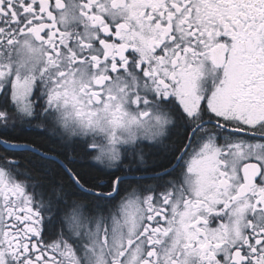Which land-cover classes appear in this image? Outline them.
Returning <instances> with one entry per match:
<instances>
[{
	"label": "snow or ice",
	"instance_id": "obj_1",
	"mask_svg": "<svg viewBox=\"0 0 264 264\" xmlns=\"http://www.w3.org/2000/svg\"><path fill=\"white\" fill-rule=\"evenodd\" d=\"M0 264H264V0H0Z\"/></svg>",
	"mask_w": 264,
	"mask_h": 264
}]
</instances>
